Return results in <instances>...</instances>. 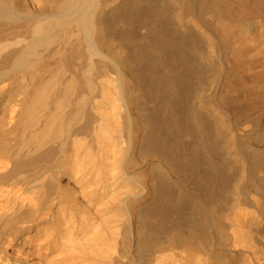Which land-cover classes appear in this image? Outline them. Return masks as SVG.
Listing matches in <instances>:
<instances>
[{"label": "bare ground", "instance_id": "1", "mask_svg": "<svg viewBox=\"0 0 264 264\" xmlns=\"http://www.w3.org/2000/svg\"><path fill=\"white\" fill-rule=\"evenodd\" d=\"M0 264H264V0H0Z\"/></svg>", "mask_w": 264, "mask_h": 264}]
</instances>
